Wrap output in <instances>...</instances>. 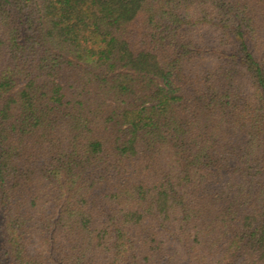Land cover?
Instances as JSON below:
<instances>
[{"label":"trees","instance_id":"16d2710c","mask_svg":"<svg viewBox=\"0 0 264 264\" xmlns=\"http://www.w3.org/2000/svg\"><path fill=\"white\" fill-rule=\"evenodd\" d=\"M0 264H264V0H0Z\"/></svg>","mask_w":264,"mask_h":264}]
</instances>
